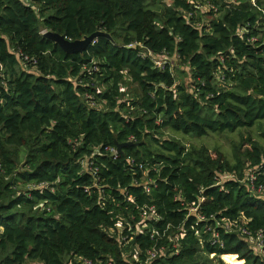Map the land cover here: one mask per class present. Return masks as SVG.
I'll return each mask as SVG.
<instances>
[{"label": "trees", "instance_id": "16d2710c", "mask_svg": "<svg viewBox=\"0 0 264 264\" xmlns=\"http://www.w3.org/2000/svg\"><path fill=\"white\" fill-rule=\"evenodd\" d=\"M48 31L109 37L66 53ZM263 125L264 0H0V264H144L154 245L150 264H264ZM164 131L239 140L225 155Z\"/></svg>", "mask_w": 264, "mask_h": 264}, {"label": "built area", "instance_id": "2783aa9c", "mask_svg": "<svg viewBox=\"0 0 264 264\" xmlns=\"http://www.w3.org/2000/svg\"><path fill=\"white\" fill-rule=\"evenodd\" d=\"M253 4L255 2V0H250ZM155 64L157 66H159L160 68L163 67L164 62L162 60H155ZM129 141H132V138L129 139ZM111 154L116 155L117 149L115 148H107ZM141 167V165H140ZM142 168V167H141ZM92 169V166H89V170ZM96 169V168H95ZM233 176L230 174H223L220 175L219 177V181L217 182V184H220L222 182L223 179H227V178H232ZM255 176L253 174V172L251 171V169L248 170V172H246L245 176L243 177L242 181H245L249 184V186L252 188V182L254 180ZM141 180H145L146 182H151L153 181L146 173V170H142L141 172ZM256 192L259 194H262V186H258L255 188ZM146 191L148 192L149 189L148 187H146ZM142 211L140 214L141 219L144 220H153V221H158L160 219L159 215L155 213V208L153 205H144L143 207H141ZM189 212H195L196 213V218L198 220H203L205 219V217L198 211V207L192 206L189 209ZM212 218V222H214L215 228L217 227H221L223 226L225 229L230 230V224H228L227 222L224 223V225L221 224V222L219 220H217L214 216H211ZM169 225H166V228H168ZM118 228H120V225H118ZM166 228L160 230L157 228H153V227H148L145 225V223H140L136 225V231H141L144 230L145 232H147L148 236L153 239V240H157L161 237H163L165 235L166 232ZM212 229L211 226H207L206 230L211 232V238L210 240H212V243L217 241V233L215 231H210ZM236 232H238L239 235L243 236L244 240L246 242H248V245L252 248L254 253L257 254H263V237L261 234L257 233L256 235H252L246 228L244 227H238L236 228ZM197 236H200L199 232H196ZM222 244V243H220ZM163 253V248H158L155 245L152 246L150 249L147 250L146 252V259L144 261V264H150V262L152 260H154L155 258H157L160 254ZM77 262H80V264H100L99 261H95V260H91V259H83V258H77Z\"/></svg>", "mask_w": 264, "mask_h": 264}, {"label": "rangeland", "instance_id": "374dc122", "mask_svg": "<svg viewBox=\"0 0 264 264\" xmlns=\"http://www.w3.org/2000/svg\"><path fill=\"white\" fill-rule=\"evenodd\" d=\"M167 1L169 2V0H167ZM169 60H171V62H172L171 64L175 68H179L180 70H184L183 73L175 72L176 79L177 80L180 79L181 81H188L189 80L188 73H187L188 69L183 67L182 65H178V61H177L175 56L170 57ZM262 132H264V125L260 129L257 127L254 128L252 131V136L254 135L256 140L264 147V135H262ZM164 136H166V137H178L181 140H183V142H185L186 144H190L192 142L197 144V145L206 144L210 148L218 146L220 149L218 147L217 148L220 151H222V153L225 155L230 153L232 143L237 142L239 140V134H237V132H235L234 134H231V135L225 133V134H221V135H211V136H208L205 138L194 139V138L186 137V136L182 137L180 134L174 133L171 131H164ZM26 188H29V186L21 187L20 189L22 191H25ZM128 253H129V251H128ZM262 257L264 258V254L262 255ZM221 258H222L223 264H229L226 262V260L223 258V256H221ZM209 259H211L212 264H218V260H216V258L212 254L209 255ZM26 264H39V263L29 261Z\"/></svg>", "mask_w": 264, "mask_h": 264}, {"label": "water", "instance_id": "95a60500", "mask_svg": "<svg viewBox=\"0 0 264 264\" xmlns=\"http://www.w3.org/2000/svg\"><path fill=\"white\" fill-rule=\"evenodd\" d=\"M107 36L109 37V34L104 33L102 31H95L90 35L83 36L80 39H67L64 35L56 33V32H51L48 31L45 33V36H47L49 39L53 40L55 43H57L66 53H81L83 50H85L88 45L92 44L93 41L98 37V36ZM130 142H125V143H117V151H121V147L124 145L129 144Z\"/></svg>", "mask_w": 264, "mask_h": 264}]
</instances>
